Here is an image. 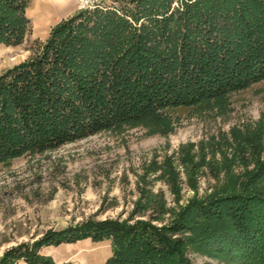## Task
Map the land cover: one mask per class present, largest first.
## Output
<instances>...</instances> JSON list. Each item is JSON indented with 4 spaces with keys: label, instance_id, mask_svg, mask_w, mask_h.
Instances as JSON below:
<instances>
[{
    "label": "trees",
    "instance_id": "16d2710c",
    "mask_svg": "<svg viewBox=\"0 0 264 264\" xmlns=\"http://www.w3.org/2000/svg\"><path fill=\"white\" fill-rule=\"evenodd\" d=\"M31 1L0 0V44L24 42ZM30 51L0 75V164L106 130L168 125L169 109L225 112L231 94L264 82V0H113L61 21ZM180 163L191 189L203 168L216 184L178 210L159 207L167 224L89 220L11 248L0 264H53L42 248L86 239L110 242L106 264H191L189 249L264 264V118L196 153L189 145ZM146 171L178 196L171 160ZM141 197L151 208V194Z\"/></svg>",
    "mask_w": 264,
    "mask_h": 264
},
{
    "label": "rangeland",
    "instance_id": "374dc122",
    "mask_svg": "<svg viewBox=\"0 0 264 264\" xmlns=\"http://www.w3.org/2000/svg\"><path fill=\"white\" fill-rule=\"evenodd\" d=\"M32 46L27 44L17 51L15 62L28 58ZM165 116L168 125L106 130L52 151L26 153L0 164V259L11 248L32 245L48 231L65 230L89 220L151 221L158 227L167 224L170 215H159V207L167 212L178 210L193 197L211 193L216 184L211 172L203 168L195 176L196 191L191 189L180 163L181 151L192 145L196 153L201 143L261 121L264 82L231 94L225 112L176 108L167 110ZM168 159L179 176L178 196L160 171H146ZM142 191L153 197L151 208L141 200ZM110 247V242L104 241L85 251L105 254ZM185 257L191 264H233L190 249Z\"/></svg>",
    "mask_w": 264,
    "mask_h": 264
},
{
    "label": "crops",
    "instance_id": "0c3cea01",
    "mask_svg": "<svg viewBox=\"0 0 264 264\" xmlns=\"http://www.w3.org/2000/svg\"><path fill=\"white\" fill-rule=\"evenodd\" d=\"M77 13L75 0H32L25 11L29 26L24 42L17 46L0 44V75L29 58L28 56L24 60L15 62L14 54L17 51L27 44L44 41L51 28ZM92 244L98 243L86 239L73 244L44 247L39 253L51 259L53 264H106L111 257V247L105 254L98 251L87 254L85 249L91 248ZM18 264L26 263L19 261Z\"/></svg>",
    "mask_w": 264,
    "mask_h": 264
},
{
    "label": "built area",
    "instance_id": "2783aa9c",
    "mask_svg": "<svg viewBox=\"0 0 264 264\" xmlns=\"http://www.w3.org/2000/svg\"><path fill=\"white\" fill-rule=\"evenodd\" d=\"M113 0H75L77 11L84 12L100 8Z\"/></svg>",
    "mask_w": 264,
    "mask_h": 264
}]
</instances>
